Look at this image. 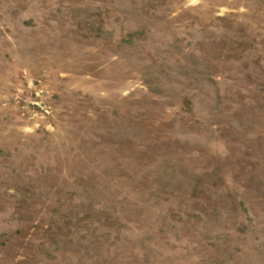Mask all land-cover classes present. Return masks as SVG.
Instances as JSON below:
<instances>
[{
    "label": "rangeland",
    "instance_id": "1",
    "mask_svg": "<svg viewBox=\"0 0 264 264\" xmlns=\"http://www.w3.org/2000/svg\"><path fill=\"white\" fill-rule=\"evenodd\" d=\"M0 264H264V0H0Z\"/></svg>",
    "mask_w": 264,
    "mask_h": 264
}]
</instances>
